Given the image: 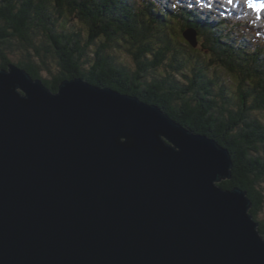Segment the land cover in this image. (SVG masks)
<instances>
[{"label": "water", "instance_id": "1", "mask_svg": "<svg viewBox=\"0 0 264 264\" xmlns=\"http://www.w3.org/2000/svg\"><path fill=\"white\" fill-rule=\"evenodd\" d=\"M197 47L196 31L184 33ZM231 151L84 79L0 69V264H264Z\"/></svg>", "mask_w": 264, "mask_h": 264}, {"label": "trees", "instance_id": "2", "mask_svg": "<svg viewBox=\"0 0 264 264\" xmlns=\"http://www.w3.org/2000/svg\"><path fill=\"white\" fill-rule=\"evenodd\" d=\"M169 5L0 0V69L15 63L54 92L66 80L84 79L157 105L215 139L235 163L233 177L220 185L248 192L264 235V34L237 16L231 22ZM188 29L198 32L197 47L185 37Z\"/></svg>", "mask_w": 264, "mask_h": 264}, {"label": "rangeland", "instance_id": "3", "mask_svg": "<svg viewBox=\"0 0 264 264\" xmlns=\"http://www.w3.org/2000/svg\"><path fill=\"white\" fill-rule=\"evenodd\" d=\"M183 1H187L188 2L190 0H183ZM224 2L227 5L226 7L216 8V9H213V10L216 11V12L217 11H221L224 14H229V12L238 11L237 15L240 16V17H244V19L249 21V22H251V21L255 22L256 21L255 19H258L257 18L258 12L253 10V9H251V8H248L245 3H242V4H240V3L239 4H235V3L228 4L226 2V0ZM253 2L255 4H257V5H264V4H262L263 1H260V0H253ZM261 8H263V7H261ZM261 12H262V17L261 18L264 19V11H261ZM120 58H121V60L124 59L123 62L130 63V60H129V58L127 56H121ZM260 189L262 190L263 197H264V182H261ZM258 220L264 222V205H263V208H262V210L260 211V213L258 215Z\"/></svg>", "mask_w": 264, "mask_h": 264}, {"label": "snow or ice", "instance_id": "4", "mask_svg": "<svg viewBox=\"0 0 264 264\" xmlns=\"http://www.w3.org/2000/svg\"><path fill=\"white\" fill-rule=\"evenodd\" d=\"M228 4H232L233 0H226ZM243 2L247 5L248 8H251L257 12H259L261 7H264V5H257L253 2V0H243ZM259 18V17H257Z\"/></svg>", "mask_w": 264, "mask_h": 264}, {"label": "bare ground", "instance_id": "5", "mask_svg": "<svg viewBox=\"0 0 264 264\" xmlns=\"http://www.w3.org/2000/svg\"><path fill=\"white\" fill-rule=\"evenodd\" d=\"M200 13H202L203 14V12H201L200 10H198ZM216 13V12H215ZM218 16H220V17H222V15H221V13L219 12L218 13ZM205 19V18H204ZM194 31H196V30H194ZM196 33H197V36H198V32L196 31Z\"/></svg>", "mask_w": 264, "mask_h": 264}]
</instances>
